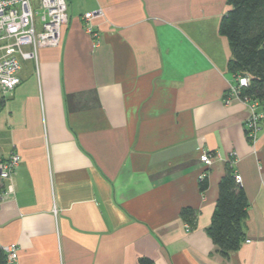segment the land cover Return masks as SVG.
Instances as JSON below:
<instances>
[{
    "label": "crops",
    "instance_id": "0c3cea01",
    "mask_svg": "<svg viewBox=\"0 0 264 264\" xmlns=\"http://www.w3.org/2000/svg\"><path fill=\"white\" fill-rule=\"evenodd\" d=\"M228 8L67 0L59 44L21 60L0 100V159L19 157L0 181V246L17 245L16 264H264V119L250 141L218 31ZM98 9L94 47L83 14ZM227 166L248 206L224 257L206 229Z\"/></svg>",
    "mask_w": 264,
    "mask_h": 264
},
{
    "label": "trees",
    "instance_id": "16d2710c",
    "mask_svg": "<svg viewBox=\"0 0 264 264\" xmlns=\"http://www.w3.org/2000/svg\"><path fill=\"white\" fill-rule=\"evenodd\" d=\"M229 8L222 15L218 31L227 38L231 57L227 62L229 72L246 76L248 83L239 89V98L258 102L264 110V0H226ZM207 187V179L200 181V189ZM248 206L243 189L235 183L231 167L218 183V197L206 231L219 253L227 257L237 250L244 238L242 222ZM181 215L192 223L193 211L183 208ZM140 264H155L143 257ZM0 264H6V254L0 246Z\"/></svg>",
    "mask_w": 264,
    "mask_h": 264
},
{
    "label": "built area",
    "instance_id": "2783aa9c",
    "mask_svg": "<svg viewBox=\"0 0 264 264\" xmlns=\"http://www.w3.org/2000/svg\"><path fill=\"white\" fill-rule=\"evenodd\" d=\"M39 9V19H36ZM101 10L83 14L86 32L95 38L89 21L100 16ZM68 20L67 0H0V100L11 94L20 80L17 75L21 60H38V50L42 47H54L59 44L61 28ZM248 78L237 76L231 87V94L238 96L240 87L246 86ZM239 97V96H238ZM249 104L250 114L244 124V130L250 141H255L260 122L264 119V111L259 110L255 100L243 98ZM201 161L209 165L210 157L203 153ZM19 163V157L12 151L6 158L0 159V181H9ZM203 175V174H202ZM201 175V177H202ZM237 185L241 184L239 175L234 174ZM10 190V185L7 186ZM6 264H16L18 247L15 243L3 247Z\"/></svg>",
    "mask_w": 264,
    "mask_h": 264
},
{
    "label": "rangeland",
    "instance_id": "374dc122",
    "mask_svg": "<svg viewBox=\"0 0 264 264\" xmlns=\"http://www.w3.org/2000/svg\"><path fill=\"white\" fill-rule=\"evenodd\" d=\"M36 11L38 12L37 15H36V19L38 20L39 19L40 11H39V9H37V7H36Z\"/></svg>",
    "mask_w": 264,
    "mask_h": 264
}]
</instances>
